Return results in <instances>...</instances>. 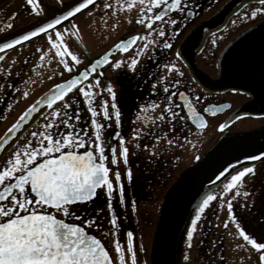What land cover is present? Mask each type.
I'll list each match as a JSON object with an SVG mask.
<instances>
[{
    "label": "flooded vegetation",
    "instance_id": "flooded-vegetation-1",
    "mask_svg": "<svg viewBox=\"0 0 264 264\" xmlns=\"http://www.w3.org/2000/svg\"><path fill=\"white\" fill-rule=\"evenodd\" d=\"M63 1V3H59L58 0H42L45 11L41 15H36L31 11L26 0H3L0 3V40L48 18L74 0ZM231 1L182 0L184 11H169L163 22L165 36L161 38L156 33L149 36L147 23L138 22L145 15L140 11V0H98L62 26H58V30L61 31L63 28L69 29V32L64 33L63 42L67 44L68 50L78 56L80 62L83 59V65L79 68H73L70 57L62 58L51 46V41L45 34L1 54L0 135L7 129L9 118L13 117V122L34 99L47 89L40 91L36 85L41 86L50 82L51 86L52 82L66 79L67 69L63 67L62 59L69 62V67L72 68L71 75L89 64L92 59L101 56L119 40L139 34L138 42L130 51L111 61L89 82L99 80V85L93 89L99 93L94 101L98 111L100 102L108 100L110 115L112 113L111 97L106 91L109 83L113 86L121 111L119 127H117L114 117L105 122L102 116H99L98 120L101 123L111 124L110 128L105 127L103 131V136L107 141L105 154L109 158L108 167L111 169L109 175L113 184L116 186L114 172L118 166L124 190L130 194L128 201H124L122 207L127 208L133 204V196L136 191L149 194L157 186L165 185L166 178L178 170L175 183L166 191L160 203L158 222L162 206L169 192L178 186L186 172L195 170L194 173L197 176L194 175L192 180L185 179L178 192L171 196L168 205L184 196L194 184L209 180L217 167L230 157L239 154H253L264 149V22H256L250 26H246L245 22L244 28L235 29L234 32L225 34L216 45V48L219 49V56L215 63H208L206 69L199 64V57L203 54L210 37L226 30L233 18L245 9H249L248 12L251 15L256 6L260 7L264 4H261L260 0L246 3L226 22L198 43L193 57L205 85L194 79L177 54L180 43L194 27L213 19ZM129 3L132 4L131 8L127 7ZM94 7H97L98 22H96L97 28L93 39L99 42V53L88 57L87 53H83L85 51V34L80 28L85 17H88L87 12ZM169 19H176L177 24L169 25L167 23ZM153 26L159 27L160 22L154 23ZM120 31L122 32L120 33ZM144 39H147L148 47L151 50L140 64L137 63L131 67V70L124 66L120 68L112 66L120 57L133 52ZM165 44H170L171 47H165ZM255 58L260 61H253ZM173 64L179 71L164 67ZM172 72L173 74H171ZM180 73L183 75L181 76ZM39 79L44 83H37ZM176 80L180 81L177 87H170L169 93L163 92L165 86H170ZM101 89L104 91L101 92ZM25 92L28 93L27 96L24 95ZM173 92L177 95L173 96L171 105L173 111L178 113L177 118L172 120L165 114L164 120L158 119L160 113L170 103L167 99L168 95ZM179 93H184L187 99L193 101L196 110L205 115L206 127L198 128L190 121L184 107V100L180 99ZM72 97L76 98L77 104H74L71 109H64L63 106L60 109L62 112L68 111L70 115H74L76 108L79 107L81 120L73 121V123L77 128L83 129L90 124V113L87 111L83 97L76 90L65 99L71 101ZM153 104L155 107H151ZM176 105H180V107L177 108ZM55 107L45 113L21 137L4 156L0 168L28 141L31 140L35 146V139L31 134L44 131L43 126L51 120L50 113ZM206 108H209L210 111L217 110V113L206 114L204 111ZM152 109L157 110L154 122L147 130L139 131V136L134 135L137 129L134 122L131 124L132 119L139 113ZM222 124L225 125L224 128L220 127ZM59 130L63 131V126ZM117 131L123 137V145L113 135ZM91 132L92 129L89 128V135ZM157 137L160 139L157 140ZM163 138L170 141L169 146L161 144ZM184 144L188 145V148L190 146L191 152L182 154L185 148ZM123 146L129 148L127 167L132 170L131 180L127 179L126 166L120 157ZM86 147L80 151L86 150ZM109 147L116 149L117 166L110 163ZM171 153L176 155L171 156ZM179 159L182 161L181 168H178ZM119 162L122 164L120 165ZM243 167H253L254 172L245 174L242 178L243 183L239 185L241 199L238 203L233 204L230 215L226 199L229 194L224 191V185L231 175L242 170ZM203 189H205V197L214 195L216 200L224 199L226 203L219 205L216 202L215 205L206 206L200 214V220L197 221L194 235L189 240L187 231L191 228V221L197 213L192 201L196 194ZM105 191L103 188L97 190L99 208L108 203ZM131 194H133L132 197ZM117 196L118 193L114 188L112 204H114V200L119 204ZM88 203L80 204L85 206ZM121 211L123 213L120 216L121 219L128 224L130 214H125L124 209ZM178 213L185 214V222L179 236L176 264H261V250L256 249L243 239L237 224L243 228L245 234L256 239L258 243H264V158L232 168L217 183L196 190L190 200L180 203ZM136 217L140 221L139 213ZM67 220L69 221L70 218ZM100 238L102 239V237ZM104 243L110 251L108 244L105 241Z\"/></svg>",
    "mask_w": 264,
    "mask_h": 264
},
{
    "label": "snow or ice",
    "instance_id": "snow-or-ice-1",
    "mask_svg": "<svg viewBox=\"0 0 264 264\" xmlns=\"http://www.w3.org/2000/svg\"><path fill=\"white\" fill-rule=\"evenodd\" d=\"M31 11L36 15L44 13L42 0H26ZM63 3V0H58ZM264 4V0H260ZM93 3V0H76L73 6L67 7L66 10L60 9L59 15H53L50 19H46L41 25L36 26L33 30L26 34H21L11 43H0V50L11 47L12 45L30 40L39 34H45L51 41V46L63 58L70 57L71 62L76 64L80 60L76 54L68 50V46L63 42L64 33L69 32L68 28L63 31L58 30V26L73 18L75 14L84 10L87 5ZM141 13L145 15L138 21L139 23H147L149 36L156 33L159 37L165 36L163 22L168 16L170 10L178 12L184 11L182 0H140ZM107 7V6H106ZM127 7L131 8L129 3ZM264 13V8L258 10ZM251 15L255 17L257 11H252ZM160 22L159 27H154V23ZM169 25H176V19L167 20ZM51 32V34H50ZM139 39V34L133 36L129 41L122 42L124 50ZM155 43V41H152ZM170 48V44H165ZM117 48L121 44L116 45ZM148 44L144 45L147 48ZM64 49V51H61ZM143 51V49H141ZM137 59H132L129 67L137 64ZM63 67L69 72V62L63 60ZM109 63V55L106 54L102 59L90 63L78 75L64 81L63 83L53 86L54 90H50V94L42 97V103L49 108H53L57 101H60L64 109H71L77 104L75 97L71 101L66 100L68 93L76 90L83 97L84 103L87 105V111L90 113V124L83 129L77 128L73 121H80V109L76 108L74 115H70L68 111H61L55 108L51 113V120L43 126L44 131L33 132L31 135L35 139V146L30 140L28 143L19 148L12 157H10L0 168V264H112L110 253L106 250L105 245L96 235L91 234L87 229L99 225L96 223L95 217L77 216L72 210L77 203L90 202L96 195L98 189H105L107 196V208L110 214V224L114 230H118V217L113 209V193L114 184L110 178L111 169L108 167L109 158L106 156L105 144L107 141L103 136L105 127L110 128V123H101L98 120L102 116L105 122L115 119L117 127L121 122V111L116 104V93L111 83L107 85L106 91L111 97V109L109 112V101L102 100L100 102L99 111L94 104L99 93L93 91L99 85V80L89 82V77L96 72L97 65ZM121 61H115L112 66L119 68ZM164 67L175 69L176 65H165ZM182 76L183 73H180ZM180 84L176 80L170 86H165L163 92L169 93L170 87L175 88ZM155 88V85H153ZM104 89H101L103 92ZM28 95L27 92L24 93ZM177 93L173 92L168 95L169 105H166L163 112L160 113L158 119L164 120L167 114L172 120L178 116L173 111L171 100ZM181 100H186L184 93L178 94ZM155 107V104L151 105ZM175 107L179 108L180 105ZM190 116L195 122L203 128L206 121L204 117L196 111L192 100L184 105ZM36 110L35 104L31 105L24 115L28 112ZM205 112L208 111L206 108ZM18 119L8 129V135L11 136L22 126L21 120ZM63 126L64 130L60 131ZM224 128L225 125H220ZM89 128L92 129L89 135ZM120 143L123 145L124 140L117 131L113 133ZM139 136V130L134 132ZM157 140L160 137L156 138ZM7 140L0 141V150L4 149ZM87 146V147H86ZM86 150L80 151L85 148ZM147 147V146H145ZM111 152L110 163L113 166L118 165L116 149L109 147ZM129 148L123 146L120 152L122 162L126 166V176L128 180L132 178V170L128 166ZM264 157V152L259 156L248 157V159L258 160ZM227 172V169H225ZM253 167H243L231 175L228 182L224 185V191L231 189L239 190V185L243 183L245 174L253 173ZM224 176V172H221ZM116 181V191L118 193L119 202H124L125 190L121 182V172L117 166L114 172ZM219 179V177H218ZM247 195V193H244ZM215 199L214 195H207L201 205L195 218L191 221V228L187 231L189 240L194 235V229L197 221L201 218L204 207L210 201ZM223 203V201H221ZM229 214H232L233 204L231 201L227 203ZM51 209V211H49ZM102 211L100 209L97 210ZM67 218H71L77 222H68ZM233 219L235 217L233 216ZM227 226V225H225ZM240 229V235L243 239L253 245L256 249L261 250V260H264V243H258L256 239L245 234L243 228L237 224ZM116 235V232H113ZM128 246L132 247V232H127ZM115 249L120 253V264H124V254L119 241L115 243ZM132 264H135V255L132 256Z\"/></svg>",
    "mask_w": 264,
    "mask_h": 264
},
{
    "label": "rangeland",
    "instance_id": "rangeland-1",
    "mask_svg": "<svg viewBox=\"0 0 264 264\" xmlns=\"http://www.w3.org/2000/svg\"><path fill=\"white\" fill-rule=\"evenodd\" d=\"M65 1L68 2L69 0H65ZM261 8H264V5L260 6V7L256 6L254 8V11H257V15L255 17L250 15V13L248 12L249 9L248 10L245 9L243 12L237 14L233 18V20L228 25L226 30H223L222 32H219V33L213 35L212 37H210L209 40L207 41V45L203 51V54H201V56L199 57V61H200L199 64H201V67L206 69L208 63L213 62V64H214L215 61L218 59V56H219L218 50L219 49L216 48V45L219 43L220 38L225 36V34L232 33V32H234L235 29L240 30L241 28H244L245 22H246V26H250L252 24H255L256 22L257 23L264 22V13H261L258 11ZM96 11H97V7H94L92 10L87 12L88 17L87 18L85 17V20H83L84 23L81 25V28H80L81 31L85 34V51H83V53H85V54L87 53L88 57L95 56L96 53L99 51V42H97L95 39H93L95 29L97 28L96 22H98L97 17H96L97 16ZM121 32L122 31H120V33ZM146 43H147V39L142 40V42H140L138 44V46L134 49L133 52H131L130 54H128L124 57H120L117 60V61H121L120 67L124 66V67L131 70L132 68L129 67L128 65L131 63L132 59H137L138 60L137 63L140 64V62H142V60H144V58H146V56H148V54L150 53V50H151L149 47L144 48V45ZM141 49H143V51H141ZM174 60H176V57H174ZM253 61H260V60L258 58H255ZM70 63L73 66V68L74 67L79 68V66L83 65V59L81 60V62L79 64H76L75 62H71V61H70ZM171 74H173V72ZM69 75H70V72L68 70H66L65 76L69 77ZM38 82H39V84L44 83L43 81H40V79L37 81V83ZM52 83H51V85H52ZM49 84H50V82H49ZM49 84L44 83L41 86L36 85V87H37V89L42 91L46 88L48 89L50 87ZM31 87L33 88V85H31ZM115 88L117 89V87H115ZM116 104H117V101H116ZM62 106H63L62 103H60L56 107L55 106L54 107L60 108ZM117 106H118V104H117ZM110 108H111V104H110ZM156 115H157L156 109L141 112L132 119L133 121L131 122V124L134 122L136 125L135 126L136 129L139 130L140 132L145 131L154 122ZM13 119H14L13 117L8 119V121H7L8 126L12 123ZM205 132H207V131H205ZM161 144H163L165 146H169L170 141L168 139L164 140V138H163L161 141ZM158 146H159V144H158ZM184 146H185V148H184V151L182 152V154L184 152L188 153V151L191 150L190 146H189V148L187 147L188 145H186V144H184ZM194 148L196 150V145L194 146ZM170 155L175 156L176 154L171 153ZM119 164L121 165L122 163L119 162ZM181 164H182V161L179 159L178 168L179 167L181 168ZM177 171L178 170H176V172L173 175H169L166 178V180H165L166 183H164L165 185H163L161 187L157 186L156 188H154V191L149 193V194L142 192V191H136L135 195L133 196V204L129 205L127 208L122 207V206H124V202L123 203L119 202V204H118L115 202L116 200H114L113 209L115 211V214L118 217V225H119L118 230H114L110 224V214H109V211L107 208V204L105 206H102L99 208V195H97L95 198H93L85 206H81L80 203L75 204L73 206L72 210L75 212V214L77 216L95 217L96 218V223L99 225V228L92 227V228H88L87 230L89 232L95 233L96 235L102 237V239L108 244V247L110 248V251H111V254L113 257V261L115 264H120V260H119L120 253L117 252L115 249V243L117 241L120 242L121 248L123 250L124 264H132L133 254L135 255V264H151L152 250H153V244H154V239H155V234H156L157 218H158V214H159L160 203H161L162 199L164 198L166 191L170 187H172L173 184L175 183V178H176L175 176H176V174L178 175ZM228 180H226V183L228 182ZM115 183H116V181H115ZM114 188H116L115 185H114ZM227 194H229L228 197L226 198L227 203L229 201H231L232 204H236L241 199L240 198V190L237 191V189H235V188L227 191ZM132 195L133 194H131V197H132ZM129 196H130V194H127L125 192V197H124L125 202L128 201ZM116 198L118 199V196ZM204 198H205V189L200 190L196 194L195 198L193 199L192 203H193V206L196 207L197 211H198V206L201 205ZM106 199H107V196H106ZM221 201H223V203H221ZM221 201L214 199V200L210 201L208 205H210V206L215 205L216 202H218L219 205H222V204L224 205L226 203L224 199H222ZM205 208H206V206L204 207V209ZM98 209H100L102 211L98 212L97 211ZM121 209L125 210V214H130V216L128 215L130 217L129 218L130 223L128 222V224H126L124 222V220L121 219L120 216L123 214ZM49 211H51V209H49ZM138 213L140 215V221L136 217V215ZM70 220H71V218H70ZM133 220H135V221H133ZM71 221L77 222V223L79 222V221H74V220H71ZM137 221H139V222H137ZM135 223H137V224H135ZM114 231L116 232V235H113ZM127 232L133 233V237L131 238V240H132V247L131 248H129V246H128L129 238L126 235ZM200 264H202V263H200Z\"/></svg>",
    "mask_w": 264,
    "mask_h": 264
},
{
    "label": "water",
    "instance_id": "water-1",
    "mask_svg": "<svg viewBox=\"0 0 264 264\" xmlns=\"http://www.w3.org/2000/svg\"><path fill=\"white\" fill-rule=\"evenodd\" d=\"M2 1L3 0H0V3ZM97 1L98 0H93V3L87 5L86 8H88L89 6H91L92 4H94ZM250 1H253V0H232L213 19L204 21V22L200 23L199 25H197L196 27H194L184 37V39L180 43V46L178 47V51H177L178 56L185 63L190 74L194 77V79L196 81L200 82L202 85H205V82H204L203 78L201 77V75L198 71V67L195 64L194 57H193V53H194L196 46L201 41V39H203L207 35H209L214 29H217L218 27H220V25L223 24L224 22H226L240 7H242L243 5H245L246 3L250 2ZM75 3H76V0L69 3L68 5L63 7L62 9L66 10L67 7L73 6ZM81 11H83V10H81ZM59 14H60V12L58 10L57 12H55L54 14L49 16L48 18H45V19L41 20L40 22H38V23H36V24H34V25H32V26H30V27H28V28H26L20 32H17L13 35H10L6 38L1 39L0 43H11V41L13 39L18 38L21 34H26L28 31L33 30L36 26L43 24L46 19H50L53 15H59ZM69 20H71V18H69L64 23L68 22ZM40 35L41 34H39L38 36H40ZM136 35H132V36H129L127 38H123V39L119 40L109 50H107L105 53H103L101 56H98V57L92 59L90 63H94L96 60L102 59L106 54L109 55V63H110L111 61H113L117 57L127 53L128 51H130L134 47V45L138 42L139 39H137L133 44L129 45L127 50H124V45L122 42H127L133 36H136ZM38 36H36V37H38ZM36 37H32L30 40H33ZM30 40L23 41L21 43L12 45L11 47L6 48V49H2V50H0V55L11 50V49H13V48H15V47L22 45V44H24ZM117 44H121V47L117 48L116 47ZM109 63L97 65L96 72L92 73V76L89 77V80L91 78H93L95 75H97L99 73V71H102V69H104ZM89 64H87L86 66H88ZM85 67L77 70L70 77H68L64 80H61V81L53 84L52 86H50L47 90H45L42 94H40L33 102H31L19 114V116L8 126V128L0 136V141H3V140L8 141V143L5 144L4 149L0 150V163L3 159V157L15 146V144L19 141V139L34 124H36V122L47 111H49L51 109L47 105H44L42 103L41 98L49 95L50 90H54L53 89L54 85L63 83L64 81L71 79L72 77L78 75L79 72H82L85 69ZM70 93H68L67 95H69ZM188 100L189 99L184 100V105L188 102ZM59 102L60 101H57L54 104V106ZM33 104H35L36 110L28 112L27 115H24L27 112V110L29 109V107ZM185 109H186L187 114L189 115L190 121L196 127L201 128L198 125V123L195 122V119L190 116L187 108H185ZM207 109H208V111L205 112L206 114L217 113V110L216 111H212V110L210 111L209 108H207ZM197 112H199V111H197ZM199 113L204 117V120L206 121L204 127H206L207 126V120L205 118V115L201 112H199ZM22 116H24L23 120H21L22 126L15 132V134L9 136L8 135V129L11 127V125L13 123H15ZM261 152H264V149L258 150L257 152H255L253 154H239V155H235V156L230 157L229 159H227L225 162H223L221 165H219L217 167L215 173L213 174V176L209 180L194 184L184 196H182L181 198H177L171 205H168L171 196L175 195L178 192V189H179L180 185L182 184V182L187 178L192 180V179H194L195 176H197L194 173L195 170H189L188 172L185 173V176L183 177L181 182L178 184V186L169 192V194H168V196H167V198H166V200L162 206L161 213H160L158 223H157L154 244H153L152 264H176V262H177L178 241H179V236H180L182 227H183L184 222H185V214H182V213L179 214L178 213V207H179L180 203H183V202L190 200L192 198V196L194 195V193L196 192V190L201 189L203 187L211 186V185L217 183L219 180L224 178L231 171L232 168H235V167H238V166H241L244 164L252 163V162H257V161L263 159L264 157H262L261 159H258V160L248 159V157L259 156ZM225 169H227V172H225ZM221 172H224V176L220 175ZM218 177H219V179H218ZM91 234H94V233H91ZM106 250H107V248H106ZM110 258H111V255H110ZM111 261H112V258H111ZM112 264H113V261H112ZM261 264H264V260H261Z\"/></svg>",
    "mask_w": 264,
    "mask_h": 264
},
{
    "label": "trees",
    "instance_id": "trees-1",
    "mask_svg": "<svg viewBox=\"0 0 264 264\" xmlns=\"http://www.w3.org/2000/svg\"><path fill=\"white\" fill-rule=\"evenodd\" d=\"M71 220H72V219H71ZM71 220H70V221H71Z\"/></svg>",
    "mask_w": 264,
    "mask_h": 264
}]
</instances>
